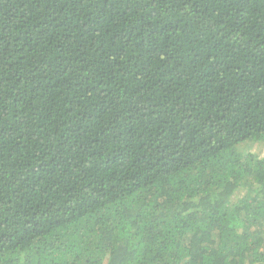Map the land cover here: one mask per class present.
<instances>
[{
  "label": "trees",
  "instance_id": "16d2710c",
  "mask_svg": "<svg viewBox=\"0 0 264 264\" xmlns=\"http://www.w3.org/2000/svg\"><path fill=\"white\" fill-rule=\"evenodd\" d=\"M0 264H264V0H0Z\"/></svg>",
  "mask_w": 264,
  "mask_h": 264
},
{
  "label": "rangeland",
  "instance_id": "374dc122",
  "mask_svg": "<svg viewBox=\"0 0 264 264\" xmlns=\"http://www.w3.org/2000/svg\"><path fill=\"white\" fill-rule=\"evenodd\" d=\"M255 150H257V149H255ZM244 194H245V193H244ZM239 196L241 197V196H243V195H241V193L237 192L236 195H235V197H238V198H239Z\"/></svg>",
  "mask_w": 264,
  "mask_h": 264
}]
</instances>
